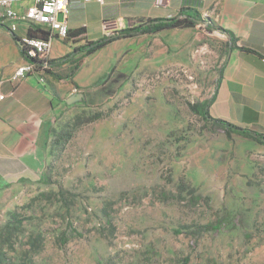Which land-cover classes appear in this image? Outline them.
Segmentation results:
<instances>
[{"label": "rangeland", "instance_id": "1", "mask_svg": "<svg viewBox=\"0 0 264 264\" xmlns=\"http://www.w3.org/2000/svg\"><path fill=\"white\" fill-rule=\"evenodd\" d=\"M196 32L185 50L175 30L107 44L72 76L51 67L61 95L44 168L0 176L4 262L264 264V146L190 108L211 97L227 54L223 36Z\"/></svg>", "mask_w": 264, "mask_h": 264}, {"label": "crops", "instance_id": "2", "mask_svg": "<svg viewBox=\"0 0 264 264\" xmlns=\"http://www.w3.org/2000/svg\"><path fill=\"white\" fill-rule=\"evenodd\" d=\"M181 14L197 15L203 23L126 37L108 46L121 42H132L137 46V42H145L146 47L150 39H159L169 31L178 30L180 47L183 46L185 50L188 48L186 42L195 31L196 34L211 37L223 36L227 54L218 69H221L222 76L218 79L217 75L214 99L208 107L209 114L264 134L263 0H103V3L71 0L67 14L69 30L84 27L86 39L76 42L66 40L64 48L53 49L52 46L50 59L64 55L86 40L99 39L110 29L136 26L149 19ZM106 22L111 24L110 28H105ZM206 27L212 28V31H207ZM219 28L233 34V44L228 42L226 33ZM22 33L21 29L14 35L6 26L0 25L1 76L7 77L24 61L16 42V35ZM238 46L248 50H241ZM97 51L85 57L80 69ZM112 59L113 55L109 59L103 58L97 68L103 66L110 69ZM60 67H70V64ZM48 72L39 70L16 83L5 80L0 85L3 93L0 97V176L23 177L39 174L44 168L41 144L50 120L59 108L61 95H58L59 90L55 89L57 82L51 76L55 74L54 71Z\"/></svg>", "mask_w": 264, "mask_h": 264}, {"label": "built area", "instance_id": "3", "mask_svg": "<svg viewBox=\"0 0 264 264\" xmlns=\"http://www.w3.org/2000/svg\"><path fill=\"white\" fill-rule=\"evenodd\" d=\"M70 1L0 0V25L6 26L14 35L22 26L23 33L16 35V42L24 58L7 77L0 75V85L5 80L16 83L30 74L49 68L47 61L50 59L52 37L30 35L29 32L44 31L57 38H66L69 32L67 14ZM79 1L103 3V0Z\"/></svg>", "mask_w": 264, "mask_h": 264}, {"label": "trees", "instance_id": "4", "mask_svg": "<svg viewBox=\"0 0 264 264\" xmlns=\"http://www.w3.org/2000/svg\"><path fill=\"white\" fill-rule=\"evenodd\" d=\"M203 23V20L199 16L191 15V14H181L177 16H172L168 18H158V19H149L143 24H139L136 26H129L121 29H116L112 31H108L103 37L96 40H86V42L82 45L74 47L71 51L65 53L64 55L55 58L49 59L47 61L50 71L51 67L61 66L63 64H70V70L68 76H72L76 73L77 69L82 65L86 56L94 53L98 49L106 46L107 44L126 37H132L139 34L144 33H155L163 29H171V28H183L196 26ZM220 31L228 34V42L233 44L235 38L233 34L224 28H219ZM207 31H212V28H207ZM30 35H38L47 37L48 32L37 31V32H29ZM86 30L84 27L77 28L75 30H69L67 35V40H71L73 42L80 41L86 39ZM241 50H248L243 46H238ZM117 75L125 76L123 73L118 72ZM218 79L222 76L221 69L218 71ZM108 76V75H107ZM214 99V94L209 99H206L202 102H195L190 105L192 111L198 114L205 122H209L215 126H218L222 132L229 137L231 134H236L241 137L250 139L264 146V134L261 132H257L252 129H248L245 127L238 126L228 120L222 118H215L209 114L208 107L210 103ZM45 177V176H44ZM226 222L224 219H217L215 222H208L203 225L202 229L204 231L208 230H218L224 227ZM200 230L197 234H200ZM188 258H184V264H187ZM0 264H7L0 258Z\"/></svg>", "mask_w": 264, "mask_h": 264}, {"label": "water", "instance_id": "5", "mask_svg": "<svg viewBox=\"0 0 264 264\" xmlns=\"http://www.w3.org/2000/svg\"><path fill=\"white\" fill-rule=\"evenodd\" d=\"M226 36H228V34H226ZM81 98H82V94H77V95H74L72 97L67 98L66 102L70 103L73 100H77V99H81Z\"/></svg>", "mask_w": 264, "mask_h": 264}]
</instances>
